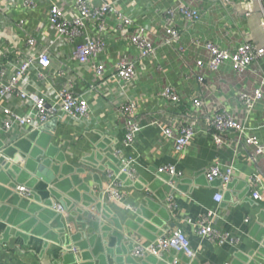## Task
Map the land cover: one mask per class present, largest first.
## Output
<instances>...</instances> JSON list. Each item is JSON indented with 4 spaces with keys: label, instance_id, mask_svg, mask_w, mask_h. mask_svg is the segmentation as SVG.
I'll use <instances>...</instances> for the list:
<instances>
[{
    "label": "crops",
    "instance_id": "crops-1",
    "mask_svg": "<svg viewBox=\"0 0 264 264\" xmlns=\"http://www.w3.org/2000/svg\"><path fill=\"white\" fill-rule=\"evenodd\" d=\"M56 1L63 3V6L71 5V0ZM194 1L197 6L202 8L210 5L209 0ZM91 2L98 3L99 0H91ZM120 6L125 9L127 3L121 2ZM261 6H264V0H240L232 6L229 5V10L225 13L221 10L220 3L213 5L214 11L211 12V19L205 24L200 23L190 29L188 36L183 38V42L189 46L190 37H202L204 33L206 34L207 28L213 29L209 22L218 19L219 28L224 29L231 25L233 30H231L233 33L231 39L224 41L226 46H232L237 39L240 40L237 29H247L251 38L256 43L262 44L264 39L260 30ZM47 9V2L37 1L34 8L19 5L9 6L4 13L5 16L0 11V19L7 18L3 23L0 22V53H3V56L0 57V65L5 68L7 75L13 72L17 63L15 61L23 58L22 37L24 34L27 31L36 33L40 29H47L44 16ZM248 12L249 15H247ZM224 16L225 18H223ZM19 20H22L23 26L17 25ZM89 32L95 36L91 26ZM111 32L112 25L108 23L105 38L110 42V45L101 54V60L113 62L121 53H125L130 58L137 55L136 50L127 43L114 40ZM12 34L19 38L17 42L12 41ZM166 57V61L161 58L158 62L153 60L145 62L146 65L144 64L143 70L140 69L141 75L134 88L138 91L148 88L150 78H158L159 75L163 85L174 84L189 98L207 96L208 100L227 103L236 111L239 118L244 117L242 111L236 108L232 90L240 82H235L232 79L228 67L223 68L219 73L222 78L221 84H217V77L213 78V81L209 79L200 83L193 77L184 78L186 73L190 74L192 58L186 59V64H183L174 54H169ZM159 62L162 64L163 70L157 71L154 67ZM73 64L77 63L74 61ZM53 65V68L57 70L62 67L56 62ZM259 67L264 71V60L259 62ZM248 77V82H245V85L252 87L250 85L255 80L254 76ZM64 79V76L45 78L39 81L35 79V82L31 81V90L35 88L42 91L53 89L49 92L51 98H54L55 92L59 90ZM94 81L96 78L93 73L83 72L82 77H77L75 80L74 90L81 93ZM243 81L242 79L241 83ZM31 83L27 80L23 82V87ZM135 95L137 96L136 93ZM85 96L90 106V112L80 121H74L70 116L60 113L58 120L47 122L26 133L16 127L11 135H5L0 129V161L3 160V157L5 158L4 162L0 163V264H89L88 262H90L84 253L91 251L90 247L81 249L78 243L70 238L68 244L76 246L79 251L76 254L69 251L64 253V246H60L52 240L54 237L60 239L62 235L57 234V230L44 221L45 218L49 221L48 214L42 212L45 218L37 214H30L31 217L21 220L22 213L28 212L13 202H19L24 197L18 195L11 187L14 178L8 168L20 169L21 172H24L27 170L25 165L30 160L40 163L47 155L51 159V165L64 166L73 174L79 171L77 174L82 179L81 185H86L92 191L87 194L95 196V198L102 194L99 202L109 206L113 212L110 213V220L105 221V224L121 234L120 254L114 253V258L108 257L105 264H126L125 260L128 257L134 259L131 264H171L174 258L187 264L189 261L185 262L173 250L163 251L158 257L152 255L134 257L131 255L135 240L147 243L150 242L149 238H154V235L155 238L157 237L155 230L158 229L156 227L158 224L156 222H161V227L162 225L169 226L170 230L166 232L179 229L184 233L189 240L190 248L194 251V258L189 264L264 263V201L254 200L251 195L252 189L258 191L261 196L264 195V170L261 166H256L257 163L252 161L244 148L241 147L238 150L232 146L216 148L211 131L207 130L204 121H199L195 139L186 150L179 152L175 149L173 142L163 134L161 128L151 124L154 117L146 114L149 110L162 111L160 103L156 99L139 100L138 111L143 115L144 128L137 136L135 145L136 178L128 179L121 176L122 184L119 191L122 194V200L112 202L104 193L107 182L105 172L108 169L116 171L117 158L128 155V150L120 141L122 131L119 123L121 121L116 115L114 107L104 97L91 93ZM115 96L123 98L121 92L116 93ZM8 105L14 109L19 106L18 109L22 111L17 99L11 100ZM174 110L160 112L159 119H170L167 115ZM253 112L251 120L249 119L250 125L254 126L259 140L263 141L264 102L259 104ZM35 148L41 151L42 155L38 154L33 158L31 154L37 151ZM58 157L62 160H58ZM5 161L11 163L8 168L3 166ZM217 161L220 162L222 168L231 164L234 169L233 178L223 192V200L219 204L213 200V194L220 186V180H215L212 183L206 180L207 167ZM165 164H173L182 172V177L176 180L175 187L169 185L167 174L154 173L156 166ZM253 174H258L259 178L251 180L250 176ZM16 177L20 178V173ZM25 182L28 181L25 180ZM24 184L31 190V197L27 199L32 200L35 191L41 195L42 199L48 196L42 182L37 183L34 188ZM167 186H170V189L167 190ZM170 194H173L176 202L174 209L169 207L168 197ZM84 201L85 199L80 196L78 200L71 199V205L75 206L74 208L86 209L83 207ZM53 203L57 204L58 201L55 200ZM153 207L156 209L154 210ZM208 210L215 212L211 225L219 231L221 236L226 237L221 243L210 236H199L196 232V222L199 216ZM71 214H73L72 222L65 225L67 232L71 236L77 232L84 233L80 229L79 223H85L86 218L78 211ZM60 216L64 220L67 213H60ZM98 216L95 215V218ZM30 220L34 222L26 229V223ZM150 226L155 230H152ZM36 227L38 228L34 233ZM5 229L8 234L3 238L1 234H4ZM141 230L146 232L148 237L141 234ZM88 231L90 232V229ZM111 239L110 246L113 248L119 246H114L115 238ZM117 256L121 257V263H116Z\"/></svg>",
    "mask_w": 264,
    "mask_h": 264
},
{
    "label": "built area",
    "instance_id": "built-area-1",
    "mask_svg": "<svg viewBox=\"0 0 264 264\" xmlns=\"http://www.w3.org/2000/svg\"><path fill=\"white\" fill-rule=\"evenodd\" d=\"M37 1L48 4L44 14L47 29H40L36 33L27 31L24 34L23 58L15 61L17 63L12 73L7 75L5 68L0 65V129L5 135H11L16 127L25 133L29 132L47 122L58 120L60 113L70 116L74 121H80L90 112L85 95L91 93L104 97L114 107L121 121L120 141L128 150L127 156L117 158L116 171L108 169L105 172L107 182L104 193L110 201L120 202V177L136 178L135 145L137 136L144 128L138 101L156 99L162 106V111L171 112L175 109L167 115L170 119L160 120L161 110H149L146 114L154 117L151 124L161 128L177 151L186 150L198 133L197 122L204 121L207 130L212 133L216 148L232 146L238 150L242 147L252 161L257 163L256 166H261L264 170V140H259L249 121L256 107L264 102V71L259 67V62L264 60V43H256L247 29H237L240 40L237 39L232 46H226L224 41L231 39L233 30L231 25L219 28L218 19L209 22L213 28L209 37H190L189 46L183 42L190 29L211 19L213 5L220 3L221 10L226 13L229 5L240 0H209L210 5L206 8L197 6L194 0H99L98 3H92L91 0H71V5H65L66 7L56 0H0V11L5 16L9 6L34 8ZM121 2L127 3L125 9L120 6ZM261 13L260 30L264 39V6H261ZM249 14L248 12L247 15ZM6 19H0V22L3 23ZM108 23L112 25L113 39L133 47L137 52L135 57L130 58L121 53L113 62L100 59L110 45L105 38ZM17 25L23 26L22 20ZM90 26L95 36L90 34ZM11 36L13 42L18 41L15 34ZM169 54H174L183 64H186V59L192 58L190 74L186 73L184 78L193 77L200 83L209 79L213 81L217 77V84H221L219 73L228 67L232 79L240 82L232 90L236 108L242 111L244 117L239 118L227 103L208 100L207 96L189 98L174 84L163 85L159 75L158 78H150L148 88H143L142 91L135 89L134 85L140 78V69H144L145 62H158L161 58L166 61ZM2 56L1 52L0 57ZM74 61L76 65L73 64ZM54 62L62 67L54 69ZM154 68L157 71L163 70L160 62ZM89 71L96 81L89 84L83 92L77 93L74 90L75 80L77 77L81 78L83 72ZM251 75L255 80L250 85L252 87H248L245 82H248V76ZM56 76H64L65 79L54 98H51L49 92L53 89L31 90V81ZM242 79L244 81L241 83ZM27 80L31 84L23 87V82ZM118 92L123 94L122 99L115 96ZM13 99L18 100L22 111L18 109L19 106L14 109L8 105ZM233 171L231 164L222 168L218 161L206 169V180L209 183L220 180V186L213 194V200L217 204L223 200V192L233 178ZM154 173L167 174L168 183L172 187L182 177V172L173 164L156 166ZM259 175L253 174L250 179L257 180ZM14 191L24 198L31 197L30 188L24 185L15 186ZM251 195L254 200L264 201V195L261 196L254 189L251 190ZM168 198L169 207L174 209L176 202L173 194ZM52 208L59 213H66L59 203H54ZM214 216L213 210L201 214L196 222V232L199 236H210L221 243L226 237L221 236L211 225ZM63 248L64 253L69 251L76 254L79 251L74 245ZM168 250L182 253L189 259L187 264L194 258L189 240L179 229L165 232L147 243L135 240L131 255L158 257ZM171 264L184 263L174 258Z\"/></svg>",
    "mask_w": 264,
    "mask_h": 264
},
{
    "label": "water",
    "instance_id": "water-1",
    "mask_svg": "<svg viewBox=\"0 0 264 264\" xmlns=\"http://www.w3.org/2000/svg\"><path fill=\"white\" fill-rule=\"evenodd\" d=\"M38 154L40 156L42 155V152L39 150L34 151L31 156L35 158L38 156ZM2 159L4 160L5 158L3 157ZM57 159L60 161L62 160L59 157ZM3 160L0 161L1 164L2 162H4ZM8 165H11V163L5 161L3 166H6L5 168H8ZM25 166L27 170H25L24 172H21L20 169L8 168L9 173L11 174L12 178H14L11 187L14 188L18 184L23 185L24 183H26V185L30 186L31 188H34L37 183L42 182L45 186L44 191L48 194V196L42 199L41 195L37 191H35L33 192L32 200L23 198L19 202L13 201L19 204V207L22 208V210L28 212L24 214L22 213L20 217L21 220H26L30 216V214H37L38 216L42 217H44L42 215V212L48 214L49 221H47L45 217L44 221L48 222V224H50L52 228L56 229L57 234L62 235L60 239L54 237L52 238V240L60 244V246L62 245L64 247H71V245L68 244V240L72 238L73 241H76L78 243L81 249H86L90 247L91 251L84 252L86 253L88 260L90 261L88 262L89 264H105L107 262L108 257L114 258V253L120 254L119 247L121 244V234L113 230L111 226L105 224V221L110 220V213L113 212L111 211L109 206L102 202H99V198H102V194L98 195L97 198H95V196L92 197L90 196V194H87V192L92 193V191L89 190L86 185H81L82 179L77 174V172L79 171H76V173L73 174L71 170L67 169L64 166L60 167L58 164L51 165V159L48 157V155L40 163L36 161L32 162L30 160V162L27 163ZM14 172H16L15 175ZM19 173L21 177L17 178L16 176L19 175ZM25 180L28 182H25ZM168 189H170V186H167V190ZM80 196L85 199V201L83 202V207H86V209L74 208L75 206L71 205V199L78 200ZM55 200L58 201L62 209L67 213V216L64 217V220L61 219L60 213L52 208L54 204L53 202H55ZM153 209L155 210L156 208L153 207ZM74 211H78L80 214H82L86 218V222L79 223L81 225L80 229L84 233L77 232L76 234L71 236L67 232L65 225L72 222L71 217L73 216V214L71 213H74ZM95 215L101 216L95 218ZM33 222L34 221L32 220L27 221L26 229H28V227H30ZM156 224H158L156 226L158 227V229L155 230V228H153L152 226H150V228L156 231L157 236H160L164 232L170 230L169 226L162 225L161 227V222H156ZM116 225L117 224H115V226ZM37 228L38 227L35 228L34 233ZM88 229H90V232L88 231ZM140 233L148 237L147 233L143 230H141ZM7 234V229H5L4 234H1V236L5 238ZM153 237L154 238L152 239L149 238L150 241H153L155 239V235ZM111 238L116 239L114 246H119L115 248H113V246H110L112 240ZM173 252L178 254V256L182 257L185 262L189 261V259L183 256L182 253H177L174 250ZM115 260L116 263L122 262V259L119 256H117ZM133 262L134 259L131 257H128L125 260L126 264H131Z\"/></svg>",
    "mask_w": 264,
    "mask_h": 264
},
{
    "label": "rangeland",
    "instance_id": "rangeland-1",
    "mask_svg": "<svg viewBox=\"0 0 264 264\" xmlns=\"http://www.w3.org/2000/svg\"><path fill=\"white\" fill-rule=\"evenodd\" d=\"M205 32H206V34L204 33V34L202 35L203 38H207V37H209V36L212 34V30L209 29V28H207V29L205 30Z\"/></svg>",
    "mask_w": 264,
    "mask_h": 264
}]
</instances>
